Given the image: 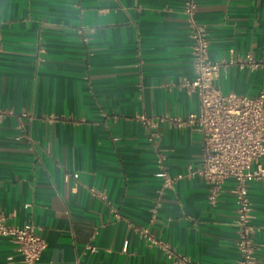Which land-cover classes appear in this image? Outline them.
I'll return each instance as SVG.
<instances>
[{"label":"crops","instance_id":"1","mask_svg":"<svg viewBox=\"0 0 264 264\" xmlns=\"http://www.w3.org/2000/svg\"><path fill=\"white\" fill-rule=\"evenodd\" d=\"M198 4L221 66L216 87L264 93V0ZM183 6L0 0V108L14 113L0 122V217L47 242L36 264H173L138 234L147 226L199 264H238L235 182L211 206L197 175L202 138L186 121L200 102L182 86L194 77ZM160 155L182 176L172 188ZM248 197L264 264V181ZM0 264H24L8 238Z\"/></svg>","mask_w":264,"mask_h":264},{"label":"built area","instance_id":"2","mask_svg":"<svg viewBox=\"0 0 264 264\" xmlns=\"http://www.w3.org/2000/svg\"><path fill=\"white\" fill-rule=\"evenodd\" d=\"M198 2L184 0L183 13L192 40L194 77L182 81V86L196 94L200 102L199 112L190 114L186 121L196 128L202 138V159L197 175L208 188L211 206L218 203L224 184L230 180L235 182L238 264H256L254 215L248 186L254 181H264V93L253 97L224 94L216 87L221 66L209 59L208 33L196 17ZM248 60L251 61V58ZM13 114L11 110L0 108V122ZM165 161V156L160 155L158 163L163 169V186L168 189L182 176L171 177L165 169ZM137 231L148 244L161 249L173 264H199L178 255L167 242L156 239L149 226ZM0 237L8 238L13 243L24 264H36L47 248V242L32 224L14 226L8 224L4 216L0 217ZM87 250L96 252L97 248L88 246Z\"/></svg>","mask_w":264,"mask_h":264}]
</instances>
